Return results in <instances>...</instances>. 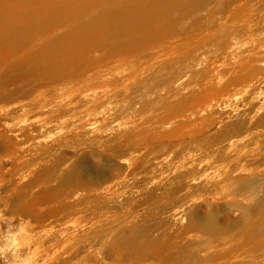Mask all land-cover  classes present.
Instances as JSON below:
<instances>
[{"label": "rangeland", "instance_id": "rangeland-1", "mask_svg": "<svg viewBox=\"0 0 264 264\" xmlns=\"http://www.w3.org/2000/svg\"><path fill=\"white\" fill-rule=\"evenodd\" d=\"M129 1L0 0V264H264V0Z\"/></svg>", "mask_w": 264, "mask_h": 264}, {"label": "bare ground", "instance_id": "bare-ground-1", "mask_svg": "<svg viewBox=\"0 0 264 264\" xmlns=\"http://www.w3.org/2000/svg\"><path fill=\"white\" fill-rule=\"evenodd\" d=\"M97 1H99V0H97ZM111 1V0H110ZM119 1V0H118ZM131 1V0H130ZM129 1V2H130ZM135 1V0H134ZM133 0H132V2H134ZM152 1V0H151ZM86 2V1H85ZM114 2V1H113ZM122 2V1H121ZM124 2V1H123ZM126 2V1H125ZM136 2V1H135ZM134 2V3H135ZM166 2V1H165ZM99 3V2H98ZM115 3H117V1L115 2ZM131 3V2H130ZM133 3V4H134ZM140 3V2H139ZM144 3V2H143ZM82 4V3H81ZM113 4V3H112ZM122 4V3H121ZM148 4H149V2H148ZM49 5V4H48ZM68 5V4H67ZM124 5V4H123ZM113 6V5H112ZM118 6V5H117ZM131 6H133V5H131ZM81 7V6H80ZM144 7V6H143ZM159 7V6H158ZM112 8V7H111ZM133 8V7H132ZM76 9V8H75ZM87 9V8H86ZM90 9V8H89ZM126 9V8H125ZM124 9V10H125ZM72 10H73V8H72ZM92 10V9H91ZM115 10H117V9H115ZM130 10V9H129ZM71 11V10H70ZM148 11V10H147ZM160 11V10H159ZM75 12V11H74ZM77 12V11H76ZM84 12V11H83ZM86 12V11H85ZM108 12V11H107ZM113 12V11H112ZM115 12V11H114ZM146 12V11H145ZM64 13V12H63ZM116 13V12H115ZM150 13V12H149ZM66 13H64V15H65ZM74 14V13H73ZM82 14V13H81ZM87 14V13H86ZM85 14V15H86ZM92 14V13H91ZM112 14V13H111ZM124 14V13H123ZM134 14V13H133ZM142 14V13H141ZM44 15V14H43ZM72 15V14H71ZM90 15V14H89ZM119 15V14H118ZM121 15H122V13H121ZM145 15V14H144ZM151 15V14H150ZM77 16H79V14L77 15ZM92 16V15H91ZM104 16V15H103ZM107 16H108V14H107ZM146 16V15H145ZM69 17V16H68ZM97 17H100V16H97ZM143 17V16H142ZM49 18V17H48ZM48 18H46L45 20H47ZM81 18H82V16H81ZM95 18V17H94ZM109 18V17H108ZM119 18H120V16H119ZM134 18V17H133ZM53 19V18H52ZM67 19H70V18H67ZM78 19V18H77ZM112 19H113V17H112ZM136 19H138V18H136ZM57 20V19H56ZM63 20H64V18H63ZM107 20V19H106ZM118 20V19H117ZM141 20V19H140ZM149 20V19H148ZM67 21V20H66ZM65 21V22H66ZM81 21V20H80ZM89 21V20H88ZM93 21H96V23L98 22L97 20H93ZM113 21V20H112ZM51 22V21H50ZM62 22H64V21H62ZM64 22V23H65ZM77 22V21H76ZM110 22V21H109ZM115 22H117V21H115ZM152 22V21H151ZM82 23V22H81ZM126 23H127V21H126ZM133 23V22H132ZM141 23V22H140ZM144 23V22H143ZM79 24V23H78ZM110 24V23H109ZM109 24H107V25H109ZM118 24V23H117ZM116 24V25H117ZM120 24V23H119ZM145 24V23H144ZM151 24V23H150ZM34 25V24H33ZM32 25V26H33ZM64 25V24H63ZM81 25V24H80ZM82 25H83V23H82ZM90 25V24H89ZM107 25H106V27H107ZM113 25V24H112ZM115 25V26H116ZM123 25V24H122ZM125 25V24H124ZM127 25V24H126ZM12 26V25H11ZM85 26H87V25H85ZM91 26V25H90ZM120 26V25H119ZM139 26V25H138ZM72 27H73V25H72ZM103 27V26H102ZM137 27V26H136ZM148 27H149V25H148ZM152 27H153V25H152ZM20 28V27H19ZM74 28H75V26H74ZM88 28V27H87ZM108 28H109V26H108ZM15 29V28H14ZM81 29V28H80ZM97 29V28H96ZM117 29V28H116ZM130 29H132V27L130 28ZM11 30V29H10ZM82 30V29H81ZM129 30V29H128ZM148 30V29H147ZM53 31V30H52ZM70 31V30H69ZM68 31V32H69ZM94 31V30H93ZM30 33H31V31H29ZM50 32V31H49ZM95 32V31H94ZM136 32V31H135ZM51 33V32H50ZM60 33V32H59ZM62 33V32H61ZM100 33V32H99ZM107 33V32H106ZM109 33V32H108ZM106 34L107 36H109V34ZM12 34V33H11ZM32 34V33H31ZM69 34V33H68ZM67 34V35H68ZM136 34V33H135ZM144 34V33H143ZM57 35V34H56ZM62 35V34H61ZM74 35V34H73ZM84 35H86V34H84ZM115 35V34H114ZM133 35V34H132ZM59 36V35H58ZM58 36H56V37H58ZM69 36V35H68ZM100 36V35H99ZM111 36H112V34H111ZM111 36H109V37H111ZM125 36V35H124ZM27 37H28V35H27ZM61 38V37H60ZM118 38H119V36H118ZM124 38V37H123ZM39 39H41V38H39ZM46 39V38H45ZM53 39V38H52ZM65 39V38H64ZM82 39V38H81ZM110 39H112V38H110ZM8 40V39H7ZM54 40V39H53ZM57 40V39H56ZM74 40H75V38H74ZM108 40V39H107ZM35 41V40H34ZM48 41V40H47ZM46 41V42H47ZM111 42V41H110ZM116 42V41H115ZM121 42V41H120ZM9 43V42H8ZM28 43V42H27ZM36 43H37V41H36ZM40 43H41V40H40ZM40 43H38V44H40ZM49 43V42H48ZM73 43V42H72ZM111 43H113V41L111 42ZM33 44V43H32ZM61 44V43H60ZM25 46V45H24ZM50 46H51V43H50V45L49 44H46L45 45V47L47 48V49H51L50 48ZM82 46H84V45H82ZM25 48H26V46H25ZM24 48V49H25ZM30 49H31V47H29ZM54 48V47H53ZM87 48V47H86ZM106 48V47H105ZM13 49H14V47H13ZM58 49V48H57ZM40 50H41V48H40ZM16 51H18V50H16ZM37 51V50H36ZM90 52H91V50H89ZM95 51V50H94ZM19 52V51H18ZM28 52V51H27ZM32 52V51H31ZM46 52V51H45ZM86 52V51H85ZM19 54H20V52H19ZM28 54V53H27ZM37 54V53H36ZM61 54V53H60ZM12 57H15V59H14V61H13V63L12 64H10L9 66L10 67H22V66H24L25 64H27L28 63V61L29 60H31V59H34V54L33 53H30V54H28L26 57L24 56V57H22V58H18V56H16V55H14L13 53H11L10 54ZM40 55V54H39ZM43 55H46V54H44L43 52H42V54H41V56H43ZM62 55V54H61ZM54 56V55H53ZM45 57V56H44ZM67 57V56H66ZM43 58V57H42ZM51 58V57H50ZM59 58H61V57H59ZM63 58V57H62ZM72 59V58H71ZM4 60V59H3ZM38 60V59H37ZM46 60H47V58H46ZM45 60V61H46ZM73 60V59H72ZM52 61V60H51ZM56 62V61H55ZM70 62V61H69ZM67 63V62H66ZM51 64V63H50ZM55 64V63H54ZM65 64V63H64ZM70 64V63H69ZM35 65V64H34ZM48 65V64H47ZM57 66V65H56ZM27 67V66H26ZM41 67V66H40ZM64 67V66H63ZM67 67V66H66ZM42 68V67H41ZM55 68V67H54ZM9 69V68H8ZM17 69V68H16ZM16 69H14V70H16ZM35 69H38V68H35ZM30 70H32V69H30ZM34 70V69H33ZM43 70V69H42ZM55 70V69H54ZM65 70V69H64ZM4 71H6V70H4ZM3 71V72H4ZM61 71V70H60ZM41 72V71H40ZM5 73V72H4ZM31 74V73H30ZM9 75V74H8ZM11 75V74H10ZM33 75V74H32ZM25 76V75H24ZM44 76V75H43ZM32 77V76H31ZM11 78V77H10ZM41 78V77H40ZM39 78V79H40ZM15 79V78H14ZM17 81V80H16ZM27 83V82H26ZM18 89V88H17Z\"/></svg>", "mask_w": 264, "mask_h": 264}]
</instances>
